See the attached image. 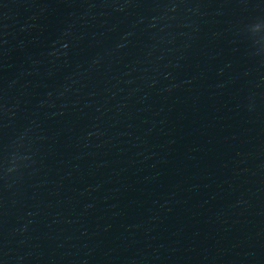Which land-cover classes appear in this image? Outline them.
Masks as SVG:
<instances>
[{
    "label": "water",
    "instance_id": "1",
    "mask_svg": "<svg viewBox=\"0 0 264 264\" xmlns=\"http://www.w3.org/2000/svg\"><path fill=\"white\" fill-rule=\"evenodd\" d=\"M112 264H264V85L177 176Z\"/></svg>",
    "mask_w": 264,
    "mask_h": 264
}]
</instances>
